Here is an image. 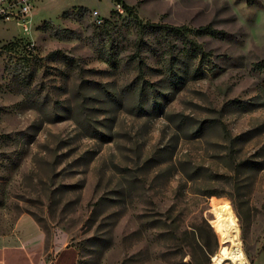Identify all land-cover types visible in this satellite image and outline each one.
I'll return each mask as SVG.
<instances>
[{"label":"rangeland","instance_id":"rangeland-1","mask_svg":"<svg viewBox=\"0 0 264 264\" xmlns=\"http://www.w3.org/2000/svg\"><path fill=\"white\" fill-rule=\"evenodd\" d=\"M33 14L30 33L0 24L32 36L0 50V244L41 232L43 264L66 249L72 264H215L221 202L264 264V0H41ZM135 16L223 33H190L205 55L169 72L183 41L164 47Z\"/></svg>","mask_w":264,"mask_h":264},{"label":"crops","instance_id":"crops-1","mask_svg":"<svg viewBox=\"0 0 264 264\" xmlns=\"http://www.w3.org/2000/svg\"><path fill=\"white\" fill-rule=\"evenodd\" d=\"M41 0H34V11L31 12L29 16V23L32 22V14L35 10H38L39 3ZM67 11V10H64ZM63 11V12H64ZM34 15V14H33ZM0 24H7L10 21H15L18 25H20L24 33H30L31 28L28 24V28H24L19 22L14 19H0ZM10 31V27H7V32ZM6 31L2 30L0 27V50L3 44L13 41L16 38L23 37H32V36H21V35H13V37L9 39H3L2 36ZM69 249H66L60 253H58L55 259L51 264H72V259L70 258V254H68ZM45 256V240L44 236L41 232L34 233L28 237L21 239L20 242L17 243H7L0 244V264H43Z\"/></svg>","mask_w":264,"mask_h":264},{"label":"trees","instance_id":"trees-1","mask_svg":"<svg viewBox=\"0 0 264 264\" xmlns=\"http://www.w3.org/2000/svg\"><path fill=\"white\" fill-rule=\"evenodd\" d=\"M125 8L127 9V11H129V13H131L130 7L128 5H125ZM135 17L136 20L138 21L139 31L141 33H150L157 38H161L163 42H165V44L163 45L164 47L167 46L170 47L172 45L173 38H179L180 40L183 41L184 48L180 50V52L177 55H173V52H169L171 55V58L168 60L167 71L169 72L173 71V68L175 67L176 64L175 63L176 60H180L183 58L196 59L200 55L202 56L205 55L202 46L199 43H197L195 40L190 38V33H193L195 35H204V34L218 35L220 33H223L220 30L214 28L212 25H205L195 29H190L183 25L175 26V25L160 24L153 22L143 23L140 18H138L137 16ZM15 43L18 42L13 40L3 44L2 47L9 48L12 45H15ZM25 44H28V42H26ZM262 67L264 68V64L262 65Z\"/></svg>","mask_w":264,"mask_h":264},{"label":"bare ground","instance_id":"bare-ground-1","mask_svg":"<svg viewBox=\"0 0 264 264\" xmlns=\"http://www.w3.org/2000/svg\"><path fill=\"white\" fill-rule=\"evenodd\" d=\"M222 219V238L225 245L221 249V253L214 261L215 264H248L247 256L242 248L240 238V228L236 222V215L233 208L228 203H219L216 205Z\"/></svg>","mask_w":264,"mask_h":264},{"label":"built area","instance_id":"built-area-1","mask_svg":"<svg viewBox=\"0 0 264 264\" xmlns=\"http://www.w3.org/2000/svg\"><path fill=\"white\" fill-rule=\"evenodd\" d=\"M34 8V0H0V19H14L28 28L29 16ZM29 49L32 45L29 43Z\"/></svg>","mask_w":264,"mask_h":264}]
</instances>
